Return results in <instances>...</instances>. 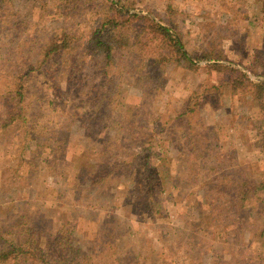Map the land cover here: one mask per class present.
I'll return each instance as SVG.
<instances>
[{
	"label": "rangeland",
	"instance_id": "obj_1",
	"mask_svg": "<svg viewBox=\"0 0 264 264\" xmlns=\"http://www.w3.org/2000/svg\"><path fill=\"white\" fill-rule=\"evenodd\" d=\"M111 2L172 21L191 56L209 53L245 69L251 79L264 80V0H11L0 2V120L6 115L2 94L13 72L36 67L38 49L55 29L88 37ZM90 53L84 45L71 63L63 56L31 76L29 123L33 135L37 131L51 137V149L39 150L36 167H29L21 161L34 153L32 138L21 154V138L0 136V227L25 244L37 242L34 248L48 260L62 263L264 264V207L256 200L244 208L227 205L233 201L230 182L239 175L238 167L245 168V178L264 179V141L259 134L264 129V97L250 103L248 96L228 88L200 96L201 125L214 127L215 135H207L201 169L188 178L184 163H195L196 154H178L182 144L172 142L171 132L159 134L156 126L163 127L204 80L216 85L224 75L218 69L196 75L169 65L161 93L141 109L147 110L144 117L138 115L130 132L123 131L124 141L111 143L115 159L124 161L114 170L109 164L115 156L106 157L89 145L86 121L95 114L101 117L100 128L114 129L109 139L117 128H125L116 121L132 119L125 113L121 119L115 105L120 101L139 106L141 95L128 74L119 98H113V104L109 95L104 104L101 84L106 81L93 69ZM108 105L115 110L104 119ZM155 119L161 121L154 125ZM98 138L95 143L104 139L102 130ZM144 141L154 143L161 158L156 165L153 158L146 165V154H140ZM80 160L90 176L76 182L73 171ZM101 167L107 177L92 184L91 169ZM228 176L231 181L216 194L212 181ZM203 177L213 184L208 203L199 187ZM141 187L149 194L156 187L163 190L164 214L154 215L151 203L138 199ZM195 203L202 205L201 216ZM18 264L39 263L21 258Z\"/></svg>",
	"mask_w": 264,
	"mask_h": 264
},
{
	"label": "trees",
	"instance_id": "obj_2",
	"mask_svg": "<svg viewBox=\"0 0 264 264\" xmlns=\"http://www.w3.org/2000/svg\"><path fill=\"white\" fill-rule=\"evenodd\" d=\"M10 1L0 0L1 3ZM84 45H86V50L90 51V54L93 56L91 63L93 69L99 70L106 81V83L101 84L104 91V104L108 100L109 95L112 97L111 102H113V98H119L122 87L127 84L125 82V76L128 74L132 76L133 87L141 95V105L139 106L125 105L120 101L115 105L119 107L117 111L120 115L125 113L131 116L132 119H126L124 115H121V118L119 115L117 119H125L116 122L125 128H117L114 131V135L109 139V132L114 129L108 126L100 128L101 125L99 124L102 122L101 117L96 119L98 115L95 114L86 121L85 127L87 128L85 134L87 139L90 140L89 145H92L93 151H103L106 157L113 158L115 156L113 162L109 164L114 170L120 168V164H123L124 161L122 159H115L117 152L114 155V151H111V143L120 139L124 130L126 133L130 132V126L135 125L133 120L144 117V112H147V110L143 111L141 109L143 107L147 108L145 103H149L151 99H154L161 93L167 81L166 70L169 65L196 75L200 74L201 71L207 75H211V72L216 69L224 75L222 83L210 85L204 80L198 88H194L182 104L181 109L174 110L171 113L172 117L165 121L163 127L162 125H157V122L161 121L160 119L154 120V125L156 124V127H160L159 134H165L166 131L171 132L172 136H168L172 139V142L175 141L182 144V147H179L178 154L182 156L185 154H196L195 163L186 161L184 163L185 174L188 178L192 171L201 169V161L204 158L201 150L203 144L208 142V139H206L207 135L213 134V138L215 135L214 127L208 128L201 125L197 104L200 96L205 95L210 97L213 91L219 94L225 88H228L232 94L248 96L247 102L250 103L258 99L261 100L264 97V80L257 77L255 79L249 78L244 71L245 69L234 66L231 63L215 60L209 53L191 56L186 51L185 45L178 33L174 31L172 21H162L150 12H135L124 4L111 2L108 8H106L100 24L88 37H83L73 31H66L63 28L53 30L48 41L38 49V61L34 65L36 67L29 65L28 67L17 68L12 74L9 85L5 87L2 99L4 101L3 106L6 109V115L3 120H0V136L9 134L8 136L11 139L19 140L21 138L22 143H17V148L20 149L21 154L25 152V141L29 137L32 138L34 153L31 154L29 152V157H22L23 161H21L29 167H36L34 163H37L39 158L37 153L44 150L45 147L51 149V137L46 136L45 133L39 134L37 131L33 135L35 130L29 123L30 108L26 103V98L31 76L36 72H41L43 67L48 66L50 61L62 58L63 56H68V61L71 63V57L77 54ZM87 64H83L82 62V65L86 66ZM81 80L84 81V78ZM202 86L204 90L201 89ZM82 93L83 91L80 85L81 95L78 98H82ZM114 110L115 107L111 109L110 105H108L105 110L104 119H108ZM140 112L143 115L139 114ZM147 124L149 125L148 121ZM98 130H102L104 139L95 143L94 139H99ZM259 134L264 141V129ZM90 135H92L91 138ZM123 138L120 139V142H122ZM20 144L23 145L21 146ZM12 145L14 144L11 142V146L9 147H12ZM140 149V154H146V165L151 162L150 160L152 158L153 164L156 165L160 162L161 158L156 148H154V143L150 144L144 141L140 144ZM68 167L70 168L71 166L67 165L66 168ZM244 169V167H238L235 170V174L239 175L236 176L234 182L231 181L229 176L223 177L220 180L214 178L212 182L217 184V187H214L215 193L219 194L223 188H226V185L229 184L228 182L231 181L233 201L231 203L229 202L227 204L228 206L244 208L247 202L256 200L264 207V179L255 181L251 178H245L242 176ZM87 172H89V169H86L82 164V160H80V165H77L73 171L74 180L79 182L84 176H90ZM106 173L107 171L103 167L99 169L93 168V171L91 169L90 174H94L91 183L96 184L103 181L108 175ZM207 180L204 177L201 178L199 185L203 190L205 203H208L212 197L211 192L213 189V184ZM162 192V189L156 187L149 194L141 187L137 197H139L138 199L145 198V202L151 203L154 215L158 212L164 214L165 209L164 200L161 196ZM198 204L195 203L201 216L202 205L201 203ZM7 231V229L4 231L0 227V264H18L21 258L29 259L39 264H87L80 260H75V262L71 263H62L59 260H48L42 251L34 248L37 242H31L30 246L29 244H25V242H21L20 237ZM11 237L12 239H10Z\"/></svg>",
	"mask_w": 264,
	"mask_h": 264
}]
</instances>
